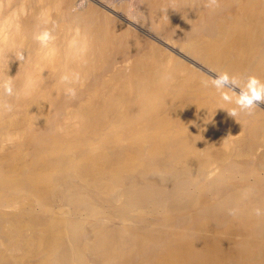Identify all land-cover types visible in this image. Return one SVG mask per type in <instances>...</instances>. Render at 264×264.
<instances>
[{"label": "bare ground", "instance_id": "bare-ground-1", "mask_svg": "<svg viewBox=\"0 0 264 264\" xmlns=\"http://www.w3.org/2000/svg\"><path fill=\"white\" fill-rule=\"evenodd\" d=\"M88 1L0 0V264H264V0Z\"/></svg>", "mask_w": 264, "mask_h": 264}, {"label": "clouds", "instance_id": "clouds-1", "mask_svg": "<svg viewBox=\"0 0 264 264\" xmlns=\"http://www.w3.org/2000/svg\"><path fill=\"white\" fill-rule=\"evenodd\" d=\"M51 35L48 31L37 33L34 39L41 47H46ZM22 58V57H20ZM214 75L201 81L205 88L211 87L218 95L219 109H226L228 114L237 117L239 113L252 114L254 109L264 103V81L256 75L239 76L227 71L213 70ZM78 79V75L74 77ZM62 81H68L67 75L61 77ZM70 95H74L73 89L66 90ZM15 95L13 81L11 78L0 80V97H11ZM232 105V107H225ZM0 109L11 111L12 105L7 102L0 103ZM257 216L264 214V210L257 207L254 209Z\"/></svg>", "mask_w": 264, "mask_h": 264}, {"label": "rangeland", "instance_id": "rangeland-1", "mask_svg": "<svg viewBox=\"0 0 264 264\" xmlns=\"http://www.w3.org/2000/svg\"><path fill=\"white\" fill-rule=\"evenodd\" d=\"M86 3H87L86 0H78L77 7L79 9L83 8L87 5ZM88 3H91V4L97 3V5L101 6L102 9H105V10L107 7L109 10L110 9L113 10L112 15H116L117 17H121L123 19L124 18L129 19V20L131 18V21L133 20V22H136V19L134 17L138 15L139 9L141 8L140 0H133V1L132 0H89ZM126 9L131 10L129 11V14L128 12H125ZM145 33L149 34L148 31H145Z\"/></svg>", "mask_w": 264, "mask_h": 264}]
</instances>
